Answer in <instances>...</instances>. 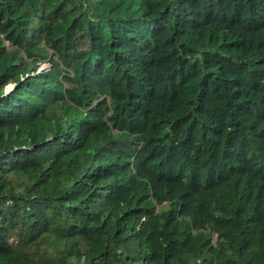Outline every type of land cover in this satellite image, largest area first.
Masks as SVG:
<instances>
[{"label":"trees","instance_id":"16d2710c","mask_svg":"<svg viewBox=\"0 0 264 264\" xmlns=\"http://www.w3.org/2000/svg\"><path fill=\"white\" fill-rule=\"evenodd\" d=\"M0 264H264V0H0Z\"/></svg>","mask_w":264,"mask_h":264},{"label":"clouds","instance_id":"9594fccd","mask_svg":"<svg viewBox=\"0 0 264 264\" xmlns=\"http://www.w3.org/2000/svg\"><path fill=\"white\" fill-rule=\"evenodd\" d=\"M192 34V33H191ZM191 34H189V35H191ZM189 35H188V37H189ZM196 35H200V34H196ZM200 36H202L203 37V39H204V44L203 45H201V46H199V45H197V44H195V43H193L194 45H196V46H198V47H196L195 49H192L191 50V52H189V54H188V58L190 59V60H192V61H195V62H199V64H203V63H206V55H207V53L209 52V50H206V49H204V46H205V44H206V39H205V36L204 35H200ZM188 40H190V39H188ZM193 45V46H194ZM47 62V61H46ZM43 63H45V62H43ZM48 64L49 65H47V68H49V67H51V64L48 62ZM46 65V64H45ZM43 65H40L39 66V68L40 67H42ZM39 68H38V71H39ZM205 72H210V71H212V70H214V69H203ZM42 71V70H41ZM40 72V71H39Z\"/></svg>","mask_w":264,"mask_h":264},{"label":"rangeland","instance_id":"374dc122","mask_svg":"<svg viewBox=\"0 0 264 264\" xmlns=\"http://www.w3.org/2000/svg\"><path fill=\"white\" fill-rule=\"evenodd\" d=\"M189 39L193 43H195V44H197L199 46H201V45L204 44V39L200 35L191 34V35H189ZM87 42H88V40H87V37L86 36H81L77 40V44H78L79 47H86L87 46ZM45 64L46 65H49L48 62L42 63L41 65H45ZM25 182L24 181L23 182L22 181L21 182H17V184H16V190H18V191L19 190H22L24 188Z\"/></svg>","mask_w":264,"mask_h":264},{"label":"water","instance_id":"95a60500","mask_svg":"<svg viewBox=\"0 0 264 264\" xmlns=\"http://www.w3.org/2000/svg\"><path fill=\"white\" fill-rule=\"evenodd\" d=\"M46 68H47V65H43L42 67L39 68V71H41V70H43V69H46ZM39 71H37V73H38ZM13 88H14V84H13V83L9 84V85L6 87V90H5V91H6V94H8L10 91H12Z\"/></svg>","mask_w":264,"mask_h":264}]
</instances>
